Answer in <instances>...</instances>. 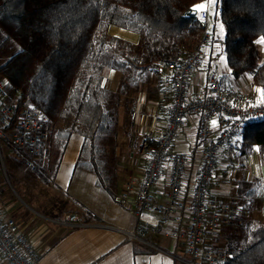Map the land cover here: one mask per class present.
I'll use <instances>...</instances> for the list:
<instances>
[{
    "label": "trees",
    "instance_id": "1",
    "mask_svg": "<svg viewBox=\"0 0 264 264\" xmlns=\"http://www.w3.org/2000/svg\"><path fill=\"white\" fill-rule=\"evenodd\" d=\"M202 1L0 0V53L15 50L0 64V78L8 80L7 90L20 110L33 105L49 116L53 128L46 164L32 169L41 183L53 185L70 138L78 134L83 143L76 167L94 173L97 185L118 197L115 137L122 94L199 46L205 24L200 11H192ZM111 26L139 34L138 42L111 34ZM207 26L209 49L220 47L231 75L248 74L255 88L264 89L259 44L264 0H218L214 22L209 16ZM108 70L121 73L119 91L106 87ZM256 149L264 159V117L247 121L233 152L246 158ZM260 192L259 180L235 181L233 197L247 205L223 228V246H211L228 254L219 264H264V207L263 218L254 215Z\"/></svg>",
    "mask_w": 264,
    "mask_h": 264
},
{
    "label": "crops",
    "instance_id": "2",
    "mask_svg": "<svg viewBox=\"0 0 264 264\" xmlns=\"http://www.w3.org/2000/svg\"><path fill=\"white\" fill-rule=\"evenodd\" d=\"M200 4L206 7L197 9L195 6ZM196 5L194 8L197 11L206 10L209 17L208 1ZM114 28L120 32H114ZM109 31L133 43L139 40V34L117 26H111ZM124 33H131L132 36ZM211 74L219 76L223 95L227 98L238 96L247 103L261 96L259 89L252 85L250 75H243L239 79L231 75L219 46L209 49L203 64L191 74L189 92L192 96L206 95ZM105 85L119 91L123 86L121 73L108 70ZM172 100L171 72L165 67L122 94L115 151L119 157L129 158V166L124 173L125 178L120 177L121 186L116 199L97 185L94 173L76 167L83 143L81 135L71 136L51 187L41 183L34 171L26 169L10 151L19 163V166L16 164L17 169L22 168L23 174L20 178V172L12 166L11 173L15 178V185H12L8 173L2 169L3 158L0 157V219L3 223L12 220L19 226L39 253L37 264H186L183 261L188 259V255L184 246L166 233L169 227L157 214L141 211L136 201L126 203L119 199L124 182L134 176H143L148 157L139 154L138 145L147 132L158 134L165 128ZM218 122L215 117L211 119L214 130ZM198 128L199 116L190 115L170 150V157L179 151L188 154L184 179V197L187 200H190L203 160ZM230 153L234 160L236 156L233 151L223 152L224 155ZM168 159L161 181L152 189L159 201H165L167 197L171 169ZM241 159L244 167H247L244 178L259 180L264 185V159L258 149ZM122 172L118 169L119 176ZM213 184L209 188V201L217 206L224 202L226 191L221 187L214 191L216 186ZM258 203L261 205L257 210L259 215L255 216L263 218V192L256 198ZM78 204L93 212L99 220H93L83 213ZM70 215H76L78 221H68L67 216ZM220 240L222 243V236L213 240L216 246L220 245ZM0 264H7L1 252Z\"/></svg>",
    "mask_w": 264,
    "mask_h": 264
},
{
    "label": "built area",
    "instance_id": "3",
    "mask_svg": "<svg viewBox=\"0 0 264 264\" xmlns=\"http://www.w3.org/2000/svg\"><path fill=\"white\" fill-rule=\"evenodd\" d=\"M199 19L205 24L199 46L180 61L165 66L171 72L173 87L165 128L158 134L151 131L144 135L137 148L139 154L148 157L144 174L124 182L119 199L126 203L136 201L141 211L157 214L169 227L166 233L184 246L188 255L183 261L186 264H219L228 254L215 253L211 249L216 246L213 240L242 208L234 197L213 205L209 201V188L215 182L222 152L231 149L239 140L247 121L264 117V101L259 98L258 102L245 103L238 96L227 98L215 74L208 78L206 95L190 94V76L203 64L212 42L206 10L200 12ZM7 84V79L0 78V157L2 159L1 144H4L26 169L44 166L53 133L51 120L33 105L20 110ZM190 115L199 116L198 142L203 160L190 200H187L184 179L188 154L179 151L170 157V150ZM214 117L219 121L216 130L210 123ZM168 158L171 169L167 197L159 201L152 189L161 181ZM67 220L75 222L78 217L70 215ZM0 252L7 264H37L40 260L39 253L12 220L3 223L0 219Z\"/></svg>",
    "mask_w": 264,
    "mask_h": 264
},
{
    "label": "rangeland",
    "instance_id": "4",
    "mask_svg": "<svg viewBox=\"0 0 264 264\" xmlns=\"http://www.w3.org/2000/svg\"><path fill=\"white\" fill-rule=\"evenodd\" d=\"M207 1H208V5H209V10H210V12H209L210 20L213 23L215 11H216V4H217L218 0H207ZM217 25H218L220 32L223 33V31H221V24L217 23ZM1 36H2V32L0 31V38H1ZM259 44H260V49H261V60H262L264 58V43L259 42ZM14 52H15V50L11 49V50H8L4 53H0V64L3 61H5L9 56H11ZM255 101L258 102L260 100H258V99L254 100V101L251 100V102H255ZM1 146H2V158H3V160H1L2 169L4 166V169L8 173V176L10 177L11 184L15 185V178L13 177V174L11 173L12 172V166H15L17 169V165L19 166V163H17V159L14 157V155H12L8 146H6L4 144H1ZM119 159H120V161L117 160V162L119 161L117 163V169L123 170L122 174L120 175V177L123 178L124 173H126V171L128 170L127 168L129 166V164L127 161H129L128 160L129 158L120 157ZM242 163H243V160L241 158H238L237 156L233 160L231 153L228 155L223 154L220 156L219 166H218L217 172H216V179H215L216 184H213V185L216 186L214 191L218 190L217 188H219V187L223 188V190L226 191V197L223 200L224 202L227 201L229 197H233L232 191H233V186L235 184V181L240 177H244L245 174L247 173V167H244V165ZM18 171L20 172L19 177L21 178L23 175L22 174V168H20ZM124 178H125V176H124ZM260 203L257 204L259 206V210H260V206H261ZM240 205H241V208L244 209L245 206L247 205V201L241 200ZM254 215L258 216L259 212L257 210H255ZM220 236H222V234H220ZM166 240H168V239L166 238ZM219 243H220V247H222L223 244L225 243V240L223 239L222 243L220 240Z\"/></svg>",
    "mask_w": 264,
    "mask_h": 264
},
{
    "label": "snow or ice",
    "instance_id": "5",
    "mask_svg": "<svg viewBox=\"0 0 264 264\" xmlns=\"http://www.w3.org/2000/svg\"><path fill=\"white\" fill-rule=\"evenodd\" d=\"M197 9H203L205 8L206 6L204 4H200V5H196L195 6ZM221 31H223V25H221ZM261 43H264V38H262V40L260 41ZM262 96H264V89H259L258 90ZM246 118H253V117H246ZM236 119H241L240 117H237ZM215 124V122H213Z\"/></svg>",
    "mask_w": 264,
    "mask_h": 264
},
{
    "label": "bare ground",
    "instance_id": "6",
    "mask_svg": "<svg viewBox=\"0 0 264 264\" xmlns=\"http://www.w3.org/2000/svg\"><path fill=\"white\" fill-rule=\"evenodd\" d=\"M114 32H120L119 30H117V29H112ZM124 35H126V36H129V37H131L132 36V34L131 33H124ZM235 145V144H234ZM234 147V146H233ZM233 147L231 148V149H227V150H224L223 152H225V151H233ZM223 152H222V154H223Z\"/></svg>",
    "mask_w": 264,
    "mask_h": 264
},
{
    "label": "water",
    "instance_id": "7",
    "mask_svg": "<svg viewBox=\"0 0 264 264\" xmlns=\"http://www.w3.org/2000/svg\"><path fill=\"white\" fill-rule=\"evenodd\" d=\"M204 2H207V0H205ZM192 14L196 15V14H197V10H196V9L193 10V11H192Z\"/></svg>",
    "mask_w": 264,
    "mask_h": 264
}]
</instances>
